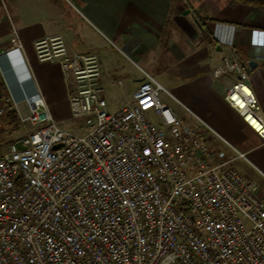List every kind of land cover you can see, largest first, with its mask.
<instances>
[{"label": "built area", "instance_id": "2783aa9c", "mask_svg": "<svg viewBox=\"0 0 264 264\" xmlns=\"http://www.w3.org/2000/svg\"><path fill=\"white\" fill-rule=\"evenodd\" d=\"M10 42L21 49L15 28ZM33 46L59 64L85 131L59 126L38 93L21 114L0 84V116L32 126L23 147L0 145V264H264V197L230 165L242 152L212 150L221 136L176 115L154 76L107 109L95 53L69 51L61 34ZM248 68L229 52L213 75L233 77L224 98L264 142Z\"/></svg>", "mask_w": 264, "mask_h": 264}, {"label": "crops", "instance_id": "0c3cea01", "mask_svg": "<svg viewBox=\"0 0 264 264\" xmlns=\"http://www.w3.org/2000/svg\"><path fill=\"white\" fill-rule=\"evenodd\" d=\"M1 2L7 15L2 12ZM13 28L21 55L11 54L14 72L5 73L0 66V84L3 96L13 101L21 114L25 111L24 97L38 93L54 119L71 116L59 64L39 60L33 46L37 39L61 34L69 51L97 55L105 99L106 79L121 82L116 76L126 72L120 58L131 60L139 71L131 80L127 77L128 94L123 102L145 73L162 77L167 84L164 92L187 114L181 116L163 102L176 115L190 120L193 113L213 128L221 137L209 136L212 150L222 156L242 152L231 162L246 160L236 166L237 170L264 197V142L224 98L233 77L213 75V69L229 52L242 61L254 60L246 81L264 108L263 7L250 0L0 1V51L10 47ZM4 66L9 69L7 63ZM15 78L22 81V87H17ZM106 107L110 109L107 100ZM245 163L253 168L248 169Z\"/></svg>", "mask_w": 264, "mask_h": 264}, {"label": "rangeland", "instance_id": "374dc122", "mask_svg": "<svg viewBox=\"0 0 264 264\" xmlns=\"http://www.w3.org/2000/svg\"><path fill=\"white\" fill-rule=\"evenodd\" d=\"M0 1H4V0H0ZM1 6H2L3 14L7 15L6 12L4 11V4L2 2H1ZM10 47L0 51V53L9 49ZM109 47H112V45L109 44ZM118 61L121 67H123L124 70L126 71V72H120V74L116 76L121 79V82H118V83L112 82L113 81L111 80L112 78H107L106 81L104 82V95L108 103V108L110 109L120 105L123 102L124 97L128 94V82L129 81L127 82V77L130 78L131 80V78H133L139 72L138 67L128 58H125V57L120 58L118 59ZM168 74L170 73L168 72ZM155 77L163 85V87L165 88L167 87V84H165L162 77L160 76H155ZM159 99L162 101H166L169 104V106L171 108L173 107L179 115L185 116L187 114L184 108L181 105H177L176 103H174V101L164 91L159 92ZM17 118H18V121L16 122L7 121V119L0 118V145H6V144H9L10 142L20 139L21 137H23V135L26 133L27 130H30L32 128V126L30 125L28 121H21L18 116ZM53 120L59 126L67 130H70L74 133L80 134L83 131H85L84 117H73V116L67 115V116L62 117L61 119L53 118ZM243 162H246V160L238 159L236 161L231 162L230 165L234 166L237 169L236 166L242 165ZM247 163H245V165ZM246 167L248 169L253 168L249 164H247Z\"/></svg>", "mask_w": 264, "mask_h": 264}, {"label": "bare ground", "instance_id": "6f19581e", "mask_svg": "<svg viewBox=\"0 0 264 264\" xmlns=\"http://www.w3.org/2000/svg\"><path fill=\"white\" fill-rule=\"evenodd\" d=\"M20 50L21 49L19 48L18 45H12L9 49H7V50H5V51H3V52L0 53V56L3 55V57H4V59H0V66L2 67V70L5 73H7V70L10 71V72L11 71L14 72V61H13V59L11 57V54L13 52H16V53L18 52L21 55ZM5 63H7V67H9V69L8 68H5V66H4ZM15 82L17 84V87H22L23 83H22V81L20 79L19 80H16V78H15ZM12 91L15 93V91L13 89H12ZM25 91H27V90H25ZM35 96H36L35 94H31V95L28 94V95H26V97L30 101H33V99H35Z\"/></svg>", "mask_w": 264, "mask_h": 264}, {"label": "trees", "instance_id": "16d2710c", "mask_svg": "<svg viewBox=\"0 0 264 264\" xmlns=\"http://www.w3.org/2000/svg\"><path fill=\"white\" fill-rule=\"evenodd\" d=\"M250 2L264 8V0H250ZM0 118L7 119V121H18L17 115L14 111L6 113L3 116H0Z\"/></svg>", "mask_w": 264, "mask_h": 264}, {"label": "water", "instance_id": "95a60500", "mask_svg": "<svg viewBox=\"0 0 264 264\" xmlns=\"http://www.w3.org/2000/svg\"><path fill=\"white\" fill-rule=\"evenodd\" d=\"M185 11H188V10H185ZM248 63H249V65H252V64H254V63H256V62H255L254 60H249ZM14 144H15L16 147H19V148L23 147V146L21 145V141H20V140H16V141L14 142ZM57 146H59V144H55V145H54V147H57Z\"/></svg>", "mask_w": 264, "mask_h": 264}]
</instances>
